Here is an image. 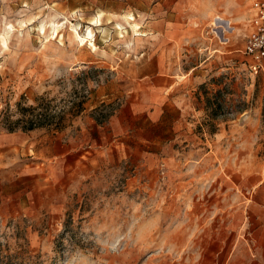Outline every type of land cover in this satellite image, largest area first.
I'll return each instance as SVG.
<instances>
[{"label": "rangeland", "instance_id": "1", "mask_svg": "<svg viewBox=\"0 0 264 264\" xmlns=\"http://www.w3.org/2000/svg\"><path fill=\"white\" fill-rule=\"evenodd\" d=\"M186 2L194 52L169 61L154 57L153 0H0V129L43 113L24 132L42 150L72 143L78 159L71 178L41 180L55 184L48 196L0 219V264H223L246 234L264 179V62L254 73L242 52L250 0ZM184 102L181 121L137 104Z\"/></svg>", "mask_w": 264, "mask_h": 264}, {"label": "crops", "instance_id": "2", "mask_svg": "<svg viewBox=\"0 0 264 264\" xmlns=\"http://www.w3.org/2000/svg\"><path fill=\"white\" fill-rule=\"evenodd\" d=\"M153 1V5L146 8L145 16H149L147 27L150 34L155 36L156 43L161 44L154 57L159 56L160 59L169 61L188 60L194 52L192 45L194 33L198 32L195 28L197 23L192 22L191 11L186 9V0ZM195 68L178 69L180 72L169 69L162 75L174 76L181 73L187 76ZM137 104L142 110L150 109L148 114L154 120L162 115V107L166 111L169 108L178 110L180 121L192 108V103L185 102ZM27 132L20 129L14 131L0 129V219H7L22 212L20 210L26 207V199L48 196L55 184H49L47 188V185L41 186V180L61 182L58 178L59 171L65 178L67 176L71 178L76 169L74 164L78 163V159L75 158L77 155L75 159L72 158V155L77 153L74 152L72 143L57 149V141L54 140L52 145L42 150L39 142L30 139ZM251 189L254 196L247 199L242 218L244 225L248 226L246 234L236 241L223 264H264L263 177H256Z\"/></svg>", "mask_w": 264, "mask_h": 264}, {"label": "built area", "instance_id": "3", "mask_svg": "<svg viewBox=\"0 0 264 264\" xmlns=\"http://www.w3.org/2000/svg\"><path fill=\"white\" fill-rule=\"evenodd\" d=\"M247 24L242 52L251 60L248 68L256 73L264 62V0H250Z\"/></svg>", "mask_w": 264, "mask_h": 264}, {"label": "trees", "instance_id": "4", "mask_svg": "<svg viewBox=\"0 0 264 264\" xmlns=\"http://www.w3.org/2000/svg\"><path fill=\"white\" fill-rule=\"evenodd\" d=\"M81 105H82V103H79V106H81ZM206 105H212V106L214 105V108L220 107V103H206ZM102 107H105V105L103 104L101 106L96 107L94 109V111H98V110L102 111V109H103ZM31 109L35 111L36 108L32 107ZM212 111H214L213 114H214V116H216L217 113H215V109H212ZM110 115H111V111H107V113L101 112L99 116H96L94 118L98 123L99 122L102 123V121H105ZM44 120H45V115L43 113H40V112L33 113L32 115H30V117L28 116V119L26 121V124H27L26 127H24V129H20V130L29 131V130L44 126ZM14 130H17V129H14V128H8L7 129V131H14Z\"/></svg>", "mask_w": 264, "mask_h": 264}, {"label": "bare ground", "instance_id": "5", "mask_svg": "<svg viewBox=\"0 0 264 264\" xmlns=\"http://www.w3.org/2000/svg\"><path fill=\"white\" fill-rule=\"evenodd\" d=\"M128 19H130V20H133V17H128ZM95 21H97V24H100V18H96L95 19ZM228 23V20H225L224 21V19H222L221 17H219V16H215L214 18H213V21H212V25L213 26H215V27H220V28H226V24ZM42 27V26H41ZM42 29H43V27H42ZM41 29V30H42ZM92 35V33H91V30L90 29H88V33H87V36H91ZM76 38H77V40H78V42L81 44V46L85 43V41H86V36L85 35H80V34H78L77 32H76ZM77 42V43H78ZM80 46V45H79Z\"/></svg>", "mask_w": 264, "mask_h": 264}]
</instances>
